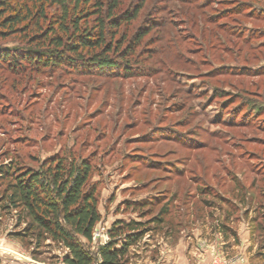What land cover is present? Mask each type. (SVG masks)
Here are the masks:
<instances>
[{"label":"rangeland","instance_id":"1","mask_svg":"<svg viewBox=\"0 0 264 264\" xmlns=\"http://www.w3.org/2000/svg\"><path fill=\"white\" fill-rule=\"evenodd\" d=\"M215 1L199 10L201 21L191 27L174 24L190 16L199 19L200 14L190 5L179 0H147L145 8L155 5L154 14L150 16L144 8L130 25L129 33L142 19L165 22L159 31L144 36L141 46L154 51L140 58L169 63L178 50L180 61L168 73H175L172 82L157 69L131 78L75 76L86 86L80 89L75 83L71 89L73 76H67L62 78L68 85L65 92L27 88L16 95L8 91L9 82L0 80V110L6 111L0 115V152L21 148L43 159L55 154L60 142L70 147L82 140L86 141L84 153L96 150L93 161L97 170L91 181L98 189L101 220L94 231L99 235L91 243L82 239L92 251L104 241L116 219L146 221L149 217L139 218V209L128 208L126 201L153 200L152 215L175 193L169 223L179 220L180 228L171 231L167 224L152 228L129 248L126 264H264V128L260 123L245 126L235 122L263 118L264 111L238 118L226 102L239 95L264 108V18L249 16L247 8L239 13L231 10L244 0ZM247 1L256 11L264 9V0ZM224 9L230 11L216 17L218 24L225 23L223 31L231 32L223 36V45L234 50L232 43H238L243 49L236 58L213 60V66L224 68L206 76L212 67L199 65L202 56L187 50L203 43L204 31L221 39L217 24H210L208 18ZM240 26L250 29V41L233 37ZM254 28L260 29L261 36L254 35ZM173 37L185 42L174 47ZM187 58L196 60L198 68ZM227 64L245 66L251 72ZM11 111L25 119L9 114ZM30 114L34 115L32 121ZM86 133L90 135L85 138ZM6 137L21 142L1 145ZM228 208H235L229 216ZM147 209L144 206L140 211ZM14 220L11 214L0 221V264H65V249L55 245L41 248L38 257H32L30 247L10 235Z\"/></svg>","mask_w":264,"mask_h":264},{"label":"trees","instance_id":"2","mask_svg":"<svg viewBox=\"0 0 264 264\" xmlns=\"http://www.w3.org/2000/svg\"><path fill=\"white\" fill-rule=\"evenodd\" d=\"M146 1L0 0V80L9 82L8 91L16 95L25 92L27 88H32V91L33 88H47L53 93L63 89L65 92L68 85L66 86L62 78L67 76H73L69 79L72 83L71 89L76 87L75 83H79L75 76L131 78L151 74L157 69L158 72L166 73V78L172 82L171 77L175 73L171 76L168 73L173 70L171 66L180 61L178 50L176 59L170 60V65L164 60H146L148 56L140 58L154 51L141 46L144 36L150 31H159L165 26V22L155 23L154 20L148 21V18L142 19L129 33L130 25L144 11ZM179 1L190 5L198 13L201 8L216 2ZM237 5L239 6L231 10L239 13L243 11L242 8H247L251 14L249 16L255 19L264 18V9L260 12L254 10L250 7V1H240ZM154 6L145 8L149 10L150 16L156 10ZM227 11L230 9L218 11L208 18L210 24H217L216 32L222 33L221 39L212 31L209 34L204 31L201 34L204 36L203 43L187 50L188 53L202 56L199 65L212 67L206 76L215 74V69L224 68L223 65L213 66V60L218 57V60L223 61L231 56L236 58L243 49L238 43H232L234 50H230L231 46L223 45L226 40L222 39L223 36H230L231 32L223 31L225 23L218 24L216 17L220 13V16H225ZM199 14V19H196V16H188L189 20L184 18L183 21H174V24L180 22L195 26L197 21H201V13ZM236 28L233 37L237 36L243 41L253 38L248 32L250 29L244 26ZM254 35H260L259 28H254ZM184 40L181 37H173L170 41L177 47L181 46ZM217 53L219 55L214 56ZM187 61L198 68L196 60L187 58ZM155 63L159 65L158 68L154 67ZM227 66L238 69L237 71L251 72L246 70L245 66ZM262 66L264 67V64ZM80 86L81 89L86 85L82 82ZM2 87L3 84L0 85V90ZM226 100L230 113L238 118H243L244 113L251 116L253 112L264 111V108L261 109L257 104L258 101L246 100L243 96L234 95ZM38 112L35 111V114ZM5 113L4 109L0 110V115ZM9 114L25 119L15 111ZM29 118L32 121L34 115L30 114ZM248 119L235 122L245 126L260 123L264 128V117H256L255 121L251 122ZM158 130L157 127L152 132ZM3 132L4 135L8 134ZM89 135L90 133H86L85 138ZM10 142L16 144L21 141L6 137L1 145ZM81 142L80 145L74 144L70 147L60 142V149L43 159L26 154L21 148H6L0 152V221L7 219L11 214L15 216L14 230L10 231V235L30 247L32 257L37 258L41 248L47 249L55 245L65 249L62 257L65 264H126L129 248L137 244L152 228L155 230L165 224L171 231L180 228L179 220L174 225L169 223L173 213L170 203L176 200L175 193L172 200H167L152 215L155 206L153 200L141 203L126 201L128 208L133 211L139 209V218L148 215L149 217L146 221L116 219L108 230L109 240L97 245L92 251L82 239L91 243L94 227L101 220L97 183L91 181L97 170V164L93 161L96 150L84 153L86 141ZM144 206L148 207L147 211H140ZM233 209L228 208L227 216L233 213ZM189 213L188 211L186 215Z\"/></svg>","mask_w":264,"mask_h":264},{"label":"built area","instance_id":"3","mask_svg":"<svg viewBox=\"0 0 264 264\" xmlns=\"http://www.w3.org/2000/svg\"><path fill=\"white\" fill-rule=\"evenodd\" d=\"M97 235H99V234L96 233V232L93 230V232H92V240L95 239ZM101 236H102V235H101ZM103 240H104V241H103L101 244H103V243H105L106 241L109 240V236H108V234H106L105 237H103Z\"/></svg>","mask_w":264,"mask_h":264}]
</instances>
